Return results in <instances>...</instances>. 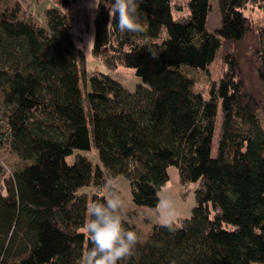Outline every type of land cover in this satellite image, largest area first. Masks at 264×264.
I'll return each mask as SVG.
<instances>
[{
	"label": "trees",
	"instance_id": "obj_1",
	"mask_svg": "<svg viewBox=\"0 0 264 264\" xmlns=\"http://www.w3.org/2000/svg\"><path fill=\"white\" fill-rule=\"evenodd\" d=\"M250 5L264 10L218 0L210 28L211 0H188L183 20L170 0H140L144 32L133 34L97 0L92 55L133 69L134 90L99 71L83 90L85 56L62 8L44 23L18 4L0 12V150L18 159L1 180L0 264H78L87 207L106 198L87 188L123 177L134 205L156 208L170 166L197 184L196 204L174 230L153 225L121 264H264V27ZM216 63L204 96L184 69L210 77Z\"/></svg>",
	"mask_w": 264,
	"mask_h": 264
},
{
	"label": "rangeland",
	"instance_id": "obj_2",
	"mask_svg": "<svg viewBox=\"0 0 264 264\" xmlns=\"http://www.w3.org/2000/svg\"><path fill=\"white\" fill-rule=\"evenodd\" d=\"M187 1L188 0H170L171 11L175 20H183L187 17ZM211 1L212 9L209 15L208 26L210 28H216L220 25L218 0ZM63 3L65 4L64 7L62 6ZM15 4L20 6L23 17H32L36 15L41 23L45 22V11L51 7H59L66 12L68 17L67 25L75 40L76 48L82 49L85 56V69L87 72L85 69L82 70L81 86L83 90H85L86 87V76L90 75V72L98 71L110 75L128 90H134L136 85L141 83L140 78L135 75L133 69L124 67L110 69L102 59L92 55L95 30L93 14L97 5V0H0V12L11 8ZM245 14L251 20L255 29L258 30L264 27V10L260 6L250 5L245 8ZM184 71L192 78L195 90L206 96L210 86V79H217L218 76L221 75L222 64L216 63L211 67L210 77L198 70L184 69ZM259 98L264 101L263 95L259 94ZM259 118L262 124H264V111L259 113ZM216 131H218V128ZM213 143L216 145V137ZM17 160V157L9 152L8 149L0 150V190L2 192H4V186L1 180L4 176H8L13 172L16 166L15 164L18 162ZM168 174L169 180L159 192L160 201L156 208L134 205L130 199L129 183L123 177H116L115 180H109L108 182L115 185L124 201V220L127 221L128 224L134 226L141 240L146 238L153 225L160 223L161 217L158 215V210L164 198H167L172 205L175 213V223H180L183 219L188 218L196 204L195 189L197 184L182 183L179 173L174 166L169 167ZM106 185L99 189L90 187L87 188V191H98L107 197L108 192Z\"/></svg>",
	"mask_w": 264,
	"mask_h": 264
},
{
	"label": "clouds",
	"instance_id": "obj_3",
	"mask_svg": "<svg viewBox=\"0 0 264 264\" xmlns=\"http://www.w3.org/2000/svg\"><path fill=\"white\" fill-rule=\"evenodd\" d=\"M140 0H111L110 16L116 21L120 32L143 33L139 14ZM151 54L158 58V54ZM108 195L103 202L93 200L87 207L88 221L84 231L88 235L91 247L84 251L78 264H121L131 256L139 237L136 231L124 227V201L115 185H106ZM160 224L174 230L175 213L167 198L161 201L158 210Z\"/></svg>",
	"mask_w": 264,
	"mask_h": 264
}]
</instances>
